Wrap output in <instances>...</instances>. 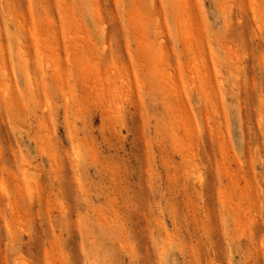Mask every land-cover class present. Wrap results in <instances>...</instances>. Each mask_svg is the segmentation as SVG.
<instances>
[{"label": "rangeland", "instance_id": "obj_1", "mask_svg": "<svg viewBox=\"0 0 264 264\" xmlns=\"http://www.w3.org/2000/svg\"><path fill=\"white\" fill-rule=\"evenodd\" d=\"M0 264H264V0H0Z\"/></svg>", "mask_w": 264, "mask_h": 264}]
</instances>
